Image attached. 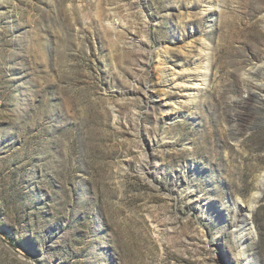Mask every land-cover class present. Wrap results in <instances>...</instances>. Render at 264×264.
I'll use <instances>...</instances> for the list:
<instances>
[{
  "label": "rangeland",
  "instance_id": "1",
  "mask_svg": "<svg viewBox=\"0 0 264 264\" xmlns=\"http://www.w3.org/2000/svg\"><path fill=\"white\" fill-rule=\"evenodd\" d=\"M263 172L264 0H0V264H264Z\"/></svg>",
  "mask_w": 264,
  "mask_h": 264
},
{
  "label": "bare ground",
  "instance_id": "2",
  "mask_svg": "<svg viewBox=\"0 0 264 264\" xmlns=\"http://www.w3.org/2000/svg\"><path fill=\"white\" fill-rule=\"evenodd\" d=\"M202 46V47H201ZM201 51L204 53V56L208 59L209 54L207 51V44L202 42L200 43ZM199 50V47H198ZM199 52V51H198ZM201 54V53H200ZM210 60V59H208ZM209 61L206 62L205 67L203 68V71H199L196 75H194L196 78L199 79H194L191 76L188 75L187 80L184 81V76L179 74V72L172 70L170 71L171 78L169 81L171 82L172 86L177 87V89L181 92H183L187 96V101H193L194 98H196V94L200 90L199 88L201 86H204L208 80V72L209 71ZM163 75V74H162ZM186 79V78H185ZM164 82L168 81L167 79L163 80ZM161 110H165L160 108ZM193 165L190 169L194 172L196 170V167L194 165V162L191 163ZM261 182H264V172L260 176ZM264 188V184H262ZM191 193H194V190H191ZM261 192L255 191L250 198H248V203L244 207H242V202L239 198H234L233 202V210L235 212L241 213L240 215L242 216L239 219H237L240 223L236 224V228L233 229V235L235 238V241L237 243L238 247V256H239V261L241 264H251L250 257L245 249V241L250 238L254 237L255 235V226L252 220L250 219V216L254 210V207L256 203L258 202V198ZM196 204L201 206V209L204 213H207L208 209V204H201L196 201Z\"/></svg>",
  "mask_w": 264,
  "mask_h": 264
},
{
  "label": "water",
  "instance_id": "3",
  "mask_svg": "<svg viewBox=\"0 0 264 264\" xmlns=\"http://www.w3.org/2000/svg\"><path fill=\"white\" fill-rule=\"evenodd\" d=\"M262 184H264V182H261V181L258 184L260 191H264Z\"/></svg>",
  "mask_w": 264,
  "mask_h": 264
}]
</instances>
